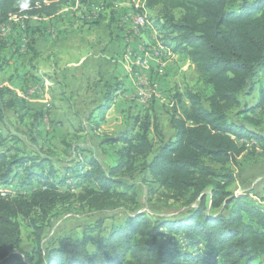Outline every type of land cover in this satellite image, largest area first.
Returning a JSON list of instances; mask_svg holds the SVG:
<instances>
[{
  "label": "trees",
  "instance_id": "1",
  "mask_svg": "<svg viewBox=\"0 0 264 264\" xmlns=\"http://www.w3.org/2000/svg\"><path fill=\"white\" fill-rule=\"evenodd\" d=\"M68 1L0 0V27L9 28L2 36L9 35L13 17H54ZM153 10L158 14L149 30L157 33L156 42L192 65L202 90L174 92L166 140L153 102L130 129L104 134L102 153L112 149L105 166L75 147V164L57 168L49 154L4 148L8 139L0 132V264H264V199L257 203L251 192L231 189L239 159L249 153L246 145L256 150L264 143L258 132L264 127V85L256 81L264 71V0H139L133 13ZM22 30L16 48L27 54L33 41L26 23ZM7 65L2 59L0 73ZM121 86L103 84L100 101L88 110L90 132L100 131ZM255 92L256 101L242 102ZM5 111L20 121L31 114L33 128L43 117L1 86L0 122ZM140 185L147 202L172 201L182 212L168 217L140 211ZM73 205L98 213L122 209L124 215L107 218L106 227L105 218L96 219L44 246L56 210ZM23 224L35 245L18 254Z\"/></svg>",
  "mask_w": 264,
  "mask_h": 264
},
{
  "label": "rangeland",
  "instance_id": "2",
  "mask_svg": "<svg viewBox=\"0 0 264 264\" xmlns=\"http://www.w3.org/2000/svg\"><path fill=\"white\" fill-rule=\"evenodd\" d=\"M138 4L139 0H69L54 17H30L27 20L13 17L8 36L2 35L7 34L9 28L7 26L0 27V62L2 59L8 61L7 67H4L3 72L0 73V87L11 86V83L16 85L18 79L15 78H20L23 74L26 76L29 73L32 80L39 79V82L34 83L35 85L29 84V91L28 89L23 91L24 94L27 93V96H23L22 93L19 95L25 100L31 99L27 102L32 112L39 111L38 108L43 112L38 127L33 128L31 114L20 121L11 111H5L3 120L0 122V132L2 138L4 136L5 139L9 140L10 138V140H7L4 148H13L12 145H15V148H19L23 153L49 154L57 168H69L75 164L73 148L76 147L84 150L85 156L91 153L105 166L111 163L112 149L105 148V154L102 153V149L99 147L102 136L104 134L118 136L121 131L130 129L133 125V118L137 114L143 113L151 102H153L151 108L153 115L157 119V129L162 133L161 138L166 140L172 135L167 111L170 98L176 90H181L184 86L202 90L201 85L198 84L195 71L189 62L182 56L177 57L170 54L168 50H164L159 45V42H156L157 45L154 44L157 33L154 30H149V26L156 19L158 10L146 12L141 16L135 15L133 10L137 9ZM96 15L99 17L95 22L101 26V29H94V26L98 25L92 22L96 19ZM69 19L70 21H67ZM25 23L28 28H31L29 30V32L32 31L31 33L36 31V27L40 28L37 35L47 28L48 31L45 32H48V36L51 38H55L61 32L66 39L70 40V44L59 49L58 57H54L52 60L46 59V64L42 58L32 62L30 54L27 55L28 53L20 51L21 48L19 50L16 48L19 39L23 37L22 28ZM140 23L147 27L144 28ZM54 26L56 27L54 28ZM2 28H5L4 32H2ZM103 29L105 30L103 37L108 38L109 70L95 65L97 64L95 62L81 66V70L78 72L69 71L68 66L62 68L61 64L67 62L80 63L86 55L91 60L102 47L105 49L106 42L102 41L101 36ZM89 34H91L89 37L93 43L97 38L100 40L99 47H96V44L82 46L78 39L82 37L86 40V36ZM170 59V62L172 59L173 61L177 60L169 74L164 65ZM76 64L75 66H77ZM99 68L102 69L100 72L104 70L103 81L108 80L110 75V84H118L120 81L122 86L120 87L121 93L105 115V121L101 125L100 131L94 134L90 132L86 121L89 111L84 107L90 102V105L94 104L93 106H95L99 101L98 96L93 97L96 76L92 75L94 76V78L91 77L92 81L85 82V79L90 75L91 70L97 72ZM62 72L65 76L75 77L71 85L67 89L57 92L46 89L44 79L49 75L60 76ZM75 73H77L76 76ZM256 81L258 87L264 85V71L259 74ZM32 86L35 87V91H32ZM14 87L21 89V86ZM84 88L88 90L87 94L82 93ZM142 93H145L144 101L137 98V95ZM64 97L69 99V102L65 101ZM254 101H256V92L251 97H242L243 103L252 104ZM233 115L234 113H231V116ZM258 132L264 135V127H261ZM11 137L17 138V142H13ZM153 142L157 146L158 140L155 136ZM251 144L246 145L249 153L239 159V166L235 168V183L231 189L235 191L236 195H241L243 191L251 192V197L258 203L262 197L264 199V143L263 147L258 146L256 150L252 148L253 146L251 147ZM251 152L256 155L250 154ZM21 190H23L21 193L25 192L24 189ZM136 192L139 196L140 211L156 216L170 217L183 210V208L178 210L179 205L173 204L172 201L154 199L147 202L146 189L141 185L137 187ZM14 194L13 191L12 195ZM123 215L122 209L98 213L86 211L76 205L59 208L50 222L49 229L42 236V244L45 246L59 234L78 233L82 225L99 218H105L106 227L110 224V220L107 218L114 217L118 221ZM21 239V244L16 251L18 254L30 251L35 245L33 231L24 224L21 228Z\"/></svg>",
  "mask_w": 264,
  "mask_h": 264
},
{
  "label": "crops",
  "instance_id": "3",
  "mask_svg": "<svg viewBox=\"0 0 264 264\" xmlns=\"http://www.w3.org/2000/svg\"><path fill=\"white\" fill-rule=\"evenodd\" d=\"M67 21H70V19L67 20ZM55 27L56 26H54V28ZM36 28H35L36 29L35 32H33V33H31L32 31L29 32L31 34V36H32L33 43L31 45V49L28 51V54L27 55L30 54V57L32 58V62H35V61L40 60L42 58V59H44V63L46 64L47 63L46 62L47 61L46 59H49L50 58V60H52L54 57H58L59 56V49L61 47H63L64 45H66V44H70L69 43L70 40L66 39L65 36H64V34L61 33V32H59L58 35L55 36V38H51L50 36H48V32L47 33L45 32V31H48L47 30L48 28L46 30L44 29V31H42L39 35H37V32L39 30H41V29L38 28V27H36ZM30 29L31 28H28V31ZM94 29H101V26L99 24L98 25H95L94 26ZM104 33H105V30L103 29V31L101 32V36H102V41L104 43L106 42L105 43L106 44V48L105 49L102 47V49L97 54H94V56H93V58L91 60L88 57V55H86L84 59L83 58L81 59L80 63H78L76 61L75 62L73 61L72 63H68L67 62L66 64H61L62 65V68H66L68 66L67 68H69V71H72V72L77 71L78 72V71L81 70V66H85L88 63L95 62V63H97L95 65L102 66V68H104V69L107 68V70H109L108 38L106 39V38L103 37ZM90 35L91 34H89L88 36H86V40L82 39V37H80V39H78L82 43V46H86L88 44L89 45L96 44V47H99L100 40H98V38H97L96 42L93 43L92 40H91V38L89 37ZM50 39H52V40H50ZM154 44L155 45L158 44V43L156 44L155 38H154ZM38 52H40V53H38ZM170 54H172V53L170 52ZM172 55H174V54H172ZM177 57H180V56H177ZM89 60H90V62H89ZM170 61H171V59L167 61L168 63L167 62L165 63L166 65H164L165 66V70H167V72L169 71V74L172 72L171 69L174 68V66H175V63H174L175 61H173V59H172V62H170ZM75 64L77 66H75ZM32 66L34 67V64H32ZM101 70H102L101 68H99V70L97 72H93L91 70L90 71V75L89 76H86V79H85V82H88L89 80L92 81L91 77L94 78V76H92V75L94 74L96 76L95 77V79H96V88L94 90L93 97H95V96L97 97L98 96L99 101H100V96H101V94L103 92V84L110 82V75H109L108 80H105V81L102 80V73H103L104 70L102 72H100ZM76 74L77 73H75V76H76ZM29 75L30 74L27 73L26 76H24V74H23L22 77L15 78V79H18V81L16 82V85L15 84L13 85V83H11L10 84L11 86H8V87H10L11 89H13L17 94L22 93L23 96L24 95L27 96V93L24 94L23 91L25 89H28V91H29L30 85H35L34 83H38L39 82V79H37L36 81L35 80H32ZM65 78H67V80H65ZM73 78H75V77L70 76V75L65 76L64 73L62 72L60 74V76L57 75V74H56V76L55 75H49V76H47V78L44 79V82H45V85H46V89H50V90H53V91L55 90L57 92V91H63L64 89H67L68 86L71 85ZM14 86H21V89L19 90V89H17ZM32 88H33V86H32ZM32 90L35 91V87ZM82 93L83 94H87L88 93V90L86 88H84ZM64 98H65V101H68L69 102V99H66V97H64ZM34 99H32V100H34ZM37 99H39V98H37ZM28 100H29V98H27L26 101H28ZM90 104H91V102L89 103V105L85 104V107H84L85 110H89L90 108L94 107L93 106L94 104L93 105H90ZM27 105H28V102H27ZM28 107H29V105H28ZM29 108L31 109V107H29ZM38 110H40V109L38 108Z\"/></svg>",
  "mask_w": 264,
  "mask_h": 264
},
{
  "label": "built area",
  "instance_id": "4",
  "mask_svg": "<svg viewBox=\"0 0 264 264\" xmlns=\"http://www.w3.org/2000/svg\"><path fill=\"white\" fill-rule=\"evenodd\" d=\"M92 13V11L90 12V14ZM141 16V15H140ZM142 18V17H141ZM159 47V46H158ZM161 48L159 47V50H160ZM160 51H162V49L160 50ZM140 68H142V67H140ZM143 69V68H142ZM146 82V81H145ZM149 89V88H148ZM33 91V90H32ZM144 94L145 93H142V94H138L137 95V98H139L140 100H142V101H144Z\"/></svg>",
  "mask_w": 264,
  "mask_h": 264
},
{
  "label": "bare ground",
  "instance_id": "5",
  "mask_svg": "<svg viewBox=\"0 0 264 264\" xmlns=\"http://www.w3.org/2000/svg\"><path fill=\"white\" fill-rule=\"evenodd\" d=\"M139 19H140V18H139ZM144 20H145V19H144ZM144 22H145V21H144ZM140 24H141V23H140ZM142 24H143V23H142ZM142 24H141V25H142ZM143 26H144V24H143ZM143 26H142V27H143ZM138 27H139V26H138ZM4 29H5V28H2V29H1L2 32H4ZM143 85H144V84H143ZM3 195H4V193H2V196H3Z\"/></svg>",
  "mask_w": 264,
  "mask_h": 264
},
{
  "label": "clouds",
  "instance_id": "6",
  "mask_svg": "<svg viewBox=\"0 0 264 264\" xmlns=\"http://www.w3.org/2000/svg\"><path fill=\"white\" fill-rule=\"evenodd\" d=\"M21 7L22 8H26L27 7V4H22Z\"/></svg>",
  "mask_w": 264,
  "mask_h": 264
}]
</instances>
